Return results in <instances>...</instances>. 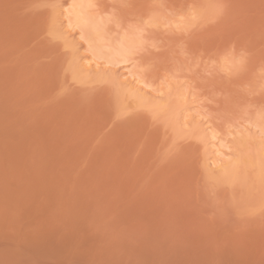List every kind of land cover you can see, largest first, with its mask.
<instances>
[{"label":"rangeland","instance_id":"1","mask_svg":"<svg viewBox=\"0 0 264 264\" xmlns=\"http://www.w3.org/2000/svg\"><path fill=\"white\" fill-rule=\"evenodd\" d=\"M74 1L0 0V264H264V0Z\"/></svg>","mask_w":264,"mask_h":264},{"label":"bare ground","instance_id":"2","mask_svg":"<svg viewBox=\"0 0 264 264\" xmlns=\"http://www.w3.org/2000/svg\"><path fill=\"white\" fill-rule=\"evenodd\" d=\"M87 0H75L73 5H72V13H73V17H74V20L76 22V24H80L82 25L83 27H85L86 29L89 30V32H91V34L93 35L91 38H88L90 39L92 42L90 44V47H89V53H90V58L89 57H81L82 60H81V63L83 62V67L85 65H88V68L87 67H84L85 69L87 68V70H91L93 67H95V63L93 61V63L89 62L93 57L94 59L96 58H100L101 57V48H102V44H100V42L103 40V36L102 34L100 33V27H102L99 23L98 25V22H95V21H92V20H89L87 19V17H85V15L83 16V12L86 11L84 8L86 7L87 5ZM90 3V2H89ZM88 3V5H90ZM84 10V11H83ZM72 29V28H71ZM102 29V28H101ZM90 37V36H89ZM126 40V39H125ZM124 41V40H123ZM128 41V40H127ZM126 41V42H127ZM122 42V41H121ZM120 43V42H119ZM130 43H131V40H130ZM128 43V44H130ZM118 44V43H117ZM108 45V44H107ZM105 46V44H104ZM109 46V45H108ZM107 46V47H108ZM112 46V45H111ZM132 44L129 45H124L123 42L121 45H114L113 49L111 50L110 48V52L108 54L109 58H111L113 61L117 60L116 58L120 57L122 58V60H126L129 56V53H131L130 51H132V49L130 50ZM103 49V48H102ZM105 52V50H104ZM88 53V54H89ZM92 55V56H91ZM108 58V57H107ZM80 60V59H79ZM120 60V59H119ZM112 61L113 64H115L114 62ZM99 62V61H98ZM97 62V63H98ZM121 62V61H120ZM99 64V63H98ZM102 65V63L100 64ZM98 67V65H96ZM82 67V68H83ZM127 67H123V69H126ZM95 70V68H93ZM127 70V69H126ZM124 72V71H123ZM138 76V75H137ZM134 75V73L132 71H129L127 70L126 72L122 73V75L120 76L121 79L123 78L124 79V82H125V85H129L131 90L133 92L136 93V95L140 96L142 95L141 94V91H144L142 90V88L140 87L141 85H144L142 84V79L139 80V78ZM140 91V92H139ZM139 93V94H138ZM264 151V150H263ZM214 155L216 154V157H214V159L211 160V163L213 166H215L216 163H219L217 162V160L219 159H222L223 157V153L221 152V149L217 148L216 150H214ZM220 157V158H219ZM219 158V159H218ZM220 161V160H219ZM222 161V160H221ZM216 162V163H215Z\"/></svg>","mask_w":264,"mask_h":264}]
</instances>
